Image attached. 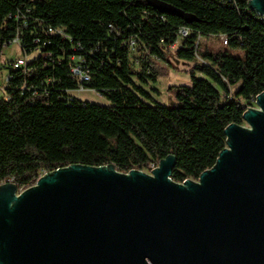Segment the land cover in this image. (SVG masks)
I'll use <instances>...</instances> for the list:
<instances>
[{"label": "trees", "instance_id": "1", "mask_svg": "<svg viewBox=\"0 0 264 264\" xmlns=\"http://www.w3.org/2000/svg\"><path fill=\"white\" fill-rule=\"evenodd\" d=\"M26 6L33 16L66 27L75 42L92 49L86 59L89 87L108 103L65 99L60 89L74 87L66 69L54 72L61 76L55 85L59 90L38 93L32 101L21 94L16 77L10 99L0 100V183L11 181L18 190L70 164H113L126 173L150 162L158 165L168 155L175 158L173 181L197 179L226 145V126L243 123V100L264 91V16L246 0H0V48L9 33V27L3 29L5 16ZM109 24L119 34L110 32ZM181 26L193 33L171 51L168 45ZM197 34H224L227 49L203 52L206 63L193 64L190 83L175 88L177 103H159L142 84H154L167 73L156 60L171 66L173 53L193 61ZM132 36L138 44L131 53L127 43ZM29 65L34 66L26 75L29 81L53 74L40 59Z\"/></svg>", "mask_w": 264, "mask_h": 264}, {"label": "water", "instance_id": "2", "mask_svg": "<svg viewBox=\"0 0 264 264\" xmlns=\"http://www.w3.org/2000/svg\"><path fill=\"white\" fill-rule=\"evenodd\" d=\"M254 100L196 180L173 181L168 155L151 174L70 164L20 192L0 183V264H264V91Z\"/></svg>", "mask_w": 264, "mask_h": 264}, {"label": "built area", "instance_id": "3", "mask_svg": "<svg viewBox=\"0 0 264 264\" xmlns=\"http://www.w3.org/2000/svg\"><path fill=\"white\" fill-rule=\"evenodd\" d=\"M250 1L246 0L249 8ZM7 21L11 22L9 26ZM7 27H9L8 37L3 41L0 48V100L10 99L11 93L9 89H12L10 84L16 77L20 79L18 87H20L21 94L27 93L30 101L38 93L41 95L50 94L53 90L58 89L55 87L56 83H61V76L54 74L57 69H60V71L66 69L67 76L74 82L73 88L60 89V91L63 90L65 92V99L72 100L76 98L82 100L75 93L84 91L103 97L99 91L89 87L92 75L90 65L86 59L87 55L93 54L92 49H84L79 41L75 42L67 32L66 27L41 21L39 17L32 15L30 6L16 8L14 11L9 12L5 16L3 29ZM108 29L110 32L114 31L119 34V30L114 29L111 24L108 25ZM192 33L193 31L189 27L181 26L176 32V39L168 45V49L174 51L181 47L183 40ZM202 37L201 34H197L194 49L195 57L200 62L206 63L201 57L197 56ZM213 37L218 38L222 50L227 49L228 44L224 34H218ZM28 40L32 46H28ZM122 43L124 44V42ZM127 44L131 53L135 52L138 37L132 36ZM10 45L16 46L18 52L5 57L4 49ZM35 59H40L41 65L50 69L53 74L41 80L36 78L29 81L26 75L34 72V66L29 65V62ZM156 61L159 62V60ZM226 96L231 99V93ZM148 167L153 170L157 165L150 162Z\"/></svg>", "mask_w": 264, "mask_h": 264}, {"label": "rangeland", "instance_id": "4", "mask_svg": "<svg viewBox=\"0 0 264 264\" xmlns=\"http://www.w3.org/2000/svg\"><path fill=\"white\" fill-rule=\"evenodd\" d=\"M158 6L163 10H171V7L163 3H158ZM208 50L222 51V47L220 46L217 37L207 36V37H202L200 39V46L197 50V56L200 57V55L203 52ZM17 52L18 50L16 46L10 45L4 49V53H5L4 56L6 57L9 55H14ZM170 59L172 63L171 66H168L163 61L157 62L158 65L167 69L166 71L167 73L160 75L157 79V82H155L154 84L152 82H150L149 84H142L143 88L148 90L156 101L164 105H173L177 103L174 97L175 88L180 85L189 84L190 83L189 73L193 68V64L200 63L197 57H195L193 61H186L177 58L173 53ZM133 68L135 71L139 69V65L135 60L133 61ZM197 72H198L197 76L204 77V75L201 72L199 71ZM75 95L82 100H88L91 102H98V103H108V101L105 98L97 96L94 93L88 91L76 92ZM243 102L246 104V107L248 108H257V104L254 99L243 100ZM241 125L246 126V123L243 122ZM137 170H140L141 172L146 174H151L152 171L149 167L143 169H137ZM44 174L45 173H42L40 176H43ZM20 191L21 190H19L18 192Z\"/></svg>", "mask_w": 264, "mask_h": 264}, {"label": "crops", "instance_id": "5", "mask_svg": "<svg viewBox=\"0 0 264 264\" xmlns=\"http://www.w3.org/2000/svg\"><path fill=\"white\" fill-rule=\"evenodd\" d=\"M198 72L196 71V74H197Z\"/></svg>", "mask_w": 264, "mask_h": 264}]
</instances>
